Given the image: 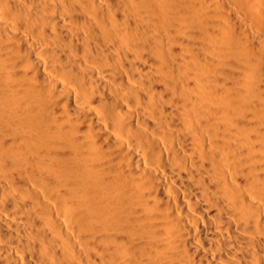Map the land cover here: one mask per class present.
Returning <instances> with one entry per match:
<instances>
[{
	"label": "bare ground",
	"instance_id": "obj_1",
	"mask_svg": "<svg viewBox=\"0 0 264 264\" xmlns=\"http://www.w3.org/2000/svg\"><path fill=\"white\" fill-rule=\"evenodd\" d=\"M0 264H264V0H0Z\"/></svg>",
	"mask_w": 264,
	"mask_h": 264
}]
</instances>
